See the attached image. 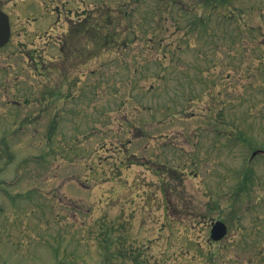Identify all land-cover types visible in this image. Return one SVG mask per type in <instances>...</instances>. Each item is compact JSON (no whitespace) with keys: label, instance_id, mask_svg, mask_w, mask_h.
Instances as JSON below:
<instances>
[{"label":"rangeland","instance_id":"obj_1","mask_svg":"<svg viewBox=\"0 0 264 264\" xmlns=\"http://www.w3.org/2000/svg\"><path fill=\"white\" fill-rule=\"evenodd\" d=\"M0 8V264H264V0Z\"/></svg>","mask_w":264,"mask_h":264},{"label":"water","instance_id":"obj_2","mask_svg":"<svg viewBox=\"0 0 264 264\" xmlns=\"http://www.w3.org/2000/svg\"><path fill=\"white\" fill-rule=\"evenodd\" d=\"M11 34L10 17L0 9V47L8 43ZM227 225L222 220L213 223L211 236L214 240L223 239L227 234Z\"/></svg>","mask_w":264,"mask_h":264},{"label":"trees","instance_id":"obj_3","mask_svg":"<svg viewBox=\"0 0 264 264\" xmlns=\"http://www.w3.org/2000/svg\"><path fill=\"white\" fill-rule=\"evenodd\" d=\"M217 2H218V3H220V2L225 3L226 0H221V1H220V0H217ZM160 7H161V4L159 5V8H160ZM82 24H84V23H82ZM94 27H96V26H94Z\"/></svg>","mask_w":264,"mask_h":264}]
</instances>
